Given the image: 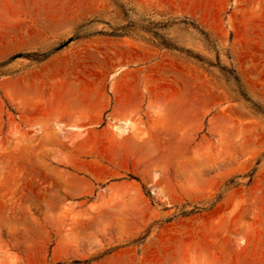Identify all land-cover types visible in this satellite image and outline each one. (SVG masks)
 <instances>
[{"label": "rangeland", "instance_id": "374dc122", "mask_svg": "<svg viewBox=\"0 0 264 264\" xmlns=\"http://www.w3.org/2000/svg\"><path fill=\"white\" fill-rule=\"evenodd\" d=\"M0 264H264V0H0Z\"/></svg>", "mask_w": 264, "mask_h": 264}, {"label": "trees", "instance_id": "16d2710c", "mask_svg": "<svg viewBox=\"0 0 264 264\" xmlns=\"http://www.w3.org/2000/svg\"><path fill=\"white\" fill-rule=\"evenodd\" d=\"M22 54H16V55H13V56H11L9 59L11 60V59H14V58H16V57H20ZM35 55V54H34ZM27 57H32L31 55L29 56V55H27ZM43 57H45V56H43ZM237 79V78H236ZM238 80V79H237Z\"/></svg>", "mask_w": 264, "mask_h": 264}]
</instances>
